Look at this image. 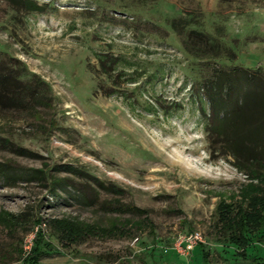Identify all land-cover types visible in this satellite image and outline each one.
Instances as JSON below:
<instances>
[{
	"label": "rangeland",
	"instance_id": "rangeland-1",
	"mask_svg": "<svg viewBox=\"0 0 264 264\" xmlns=\"http://www.w3.org/2000/svg\"><path fill=\"white\" fill-rule=\"evenodd\" d=\"M32 1L40 13L0 0V65L38 83L36 103L0 110V167L13 172L0 180V264H20L37 228L53 248L36 264H201L200 252L205 264L264 263V228L242 249L219 220L261 198L264 163L238 172L215 153L203 131L215 112L198 88L232 68L264 80V0ZM188 30L206 39H191L194 57L182 51ZM100 56L114 65L102 71ZM63 165L83 173L50 172ZM52 220L91 235L60 248ZM192 232L201 242L176 251Z\"/></svg>",
	"mask_w": 264,
	"mask_h": 264
},
{
	"label": "trees",
	"instance_id": "trees-1",
	"mask_svg": "<svg viewBox=\"0 0 264 264\" xmlns=\"http://www.w3.org/2000/svg\"><path fill=\"white\" fill-rule=\"evenodd\" d=\"M5 2L14 9H22L23 12H34L40 13V8L34 5L32 0H5ZM186 24L175 25V22L171 20L169 27L176 31V28L183 30ZM191 39H195L200 43L206 42L205 37L201 33H195L193 30L185 31L182 40V51L190 57L198 53L196 48H192ZM98 57H96L97 60ZM100 69L111 68L114 60H106L103 56H100V60H97ZM7 64L0 65V110L4 108L14 109L18 106H22L21 102L24 100L27 103H36L37 98H33L32 86L36 85V81H32L31 84H23L19 79L23 76L21 68L13 69L8 62ZM11 63V62H10ZM16 70V73H15ZM232 71H213L207 78L200 79L201 84L199 85V91L201 95L206 98V103L214 109V114L211 115V121L209 124L204 123V133L208 140L211 139L210 144L218 141V147L215 153H220L222 158L228 157L232 160L231 165L234 166L238 172H243L247 165L251 163H264V130L259 114L257 119L255 118L254 112L249 115L246 114L248 109L252 106L257 105L264 106V80L251 78L244 71H236L237 69H230ZM235 70V71H234ZM38 84V83H37ZM23 101V102H24ZM27 101V102H26ZM252 102V103H251ZM219 110V111H218ZM218 112L221 117H217ZM259 118V119H258ZM253 119V120H252ZM264 120V115L263 119ZM256 121L258 125L251 127ZM255 124V123H254ZM0 142V147H2ZM209 144V146H210ZM256 165V164H254ZM263 165V164H262ZM52 173L67 172L69 174L83 173L79 170L74 171L68 166L63 165L62 167L52 168ZM13 172L10 169L0 167V180L7 181L12 180ZM35 174L32 179L38 178L40 181L47 179V186L52 188L58 186V180L54 179V176H48L42 174L39 170L29 172ZM38 175V177L36 176ZM113 187L109 190L113 193ZM247 201L248 209L243 211H237L233 218H226L221 215L219 220L224 223V228L229 234L227 242L231 246H237L240 244L241 248L244 249L247 245L246 236L250 232L257 233L264 228V217L259 215L261 211H264V192H261V198L254 199L252 196H246L243 198ZM263 213V212H262ZM36 222L31 223V227H34ZM79 225V224H78ZM76 224H70L69 221H56L52 220L49 223L48 229L52 230L54 240L60 248H65L70 243L80 239L83 235L86 236L87 229L84 226H78ZM252 230V231H251ZM42 230L37 228L32 241V247L30 253L23 258L21 257L20 264H36L38 257L45 252L52 251L53 245L43 241ZM252 234V233H251ZM20 257V251H18ZM204 255L200 252L199 258L201 264L204 263ZM248 264H264L254 259H251Z\"/></svg>",
	"mask_w": 264,
	"mask_h": 264
},
{
	"label": "built area",
	"instance_id": "built-area-1",
	"mask_svg": "<svg viewBox=\"0 0 264 264\" xmlns=\"http://www.w3.org/2000/svg\"><path fill=\"white\" fill-rule=\"evenodd\" d=\"M200 238L195 232L188 233L184 236H178L177 241L174 243V249L183 253H188L193 245L200 243Z\"/></svg>",
	"mask_w": 264,
	"mask_h": 264
}]
</instances>
